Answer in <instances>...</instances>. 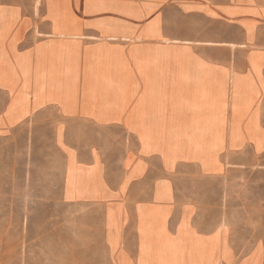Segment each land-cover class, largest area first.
<instances>
[{"label": "crops", "instance_id": "1", "mask_svg": "<svg viewBox=\"0 0 264 264\" xmlns=\"http://www.w3.org/2000/svg\"><path fill=\"white\" fill-rule=\"evenodd\" d=\"M149 98H254L244 121L264 130V0H0V137L52 113L61 199L102 217L111 263L205 253L212 264H264L263 245L241 251L181 189L190 174L258 156L264 167V145L245 132L235 146L225 139L212 151L221 170H206L162 135L149 140ZM156 212L160 223L143 221Z\"/></svg>", "mask_w": 264, "mask_h": 264}, {"label": "rangeland", "instance_id": "2", "mask_svg": "<svg viewBox=\"0 0 264 264\" xmlns=\"http://www.w3.org/2000/svg\"><path fill=\"white\" fill-rule=\"evenodd\" d=\"M253 99L216 98L215 106L222 105V109L214 112L221 125V134L215 137L208 128L212 112L206 110L212 108L213 98L161 100L169 107L176 102L183 115H199L198 121L193 119L188 128L180 129L188 130L195 145L209 155L201 159L203 168L221 170L212 151L225 139L235 146L245 132L256 149L264 145V130L257 127L254 118L249 116L244 121ZM228 100L231 107L227 116ZM54 122L52 113L46 112L0 137V264H113L104 246L102 217L90 208L73 209V204H64L61 199L64 164L54 144ZM170 134L176 136L175 132ZM260 159L258 156L251 164L229 166L218 176L190 174L189 180L181 183V189L211 213L207 217L228 224L242 245L241 251L264 246V167ZM72 175L69 165L70 183ZM92 189V193L98 191L96 186ZM148 216L161 222L159 212ZM194 259L189 264H212L205 253ZM255 263L256 259L250 264Z\"/></svg>", "mask_w": 264, "mask_h": 264}, {"label": "bare ground", "instance_id": "3", "mask_svg": "<svg viewBox=\"0 0 264 264\" xmlns=\"http://www.w3.org/2000/svg\"><path fill=\"white\" fill-rule=\"evenodd\" d=\"M161 99L162 98H159V99L149 98V100H151L152 103L147 109L148 111L147 115L145 112L146 110L145 109L142 110V124H143L145 131L149 133V137L153 140V138H155L156 136L160 137L162 135V142L163 143L168 142L169 144H172L176 148V152H181V151H178L180 149H187V152L190 157H195L198 159H205L206 157H208L209 155L201 152L199 147L195 145L193 138L189 134H187L188 130L181 131L180 129V127H183V129L188 128L190 124L193 123V121H195L193 119H196L198 121L199 115H196V116H191L188 114L183 115L181 113L182 110L179 107V105L176 106V102L172 105V107H169L165 105V102ZM190 100H194V98H188V100H186L185 98V102H190ZM215 100L216 98H213L212 100L213 104L211 105L212 106L211 109L210 107L209 108L206 107V110H210L213 113V115L211 113V117H210L211 119L209 121V127H208L209 133L212 137H215L221 134V125L220 124L218 125L217 123V121H219V118H217V116L214 115V112L216 110L218 111L222 109V105H220L219 107L215 106ZM252 125L253 124L250 121L248 123V126L252 127ZM171 132H175L176 136L172 137L170 134ZM151 142L153 143V141ZM144 220L145 221L147 220L152 223H158L159 221V220L157 221V219H154V218L151 219L148 215L143 216V221ZM164 255L161 254L155 259L152 258L150 260H147L144 262V264H168L167 262L168 258ZM169 264H179V262L169 261ZM242 264H250V263L244 262Z\"/></svg>", "mask_w": 264, "mask_h": 264}]
</instances>
